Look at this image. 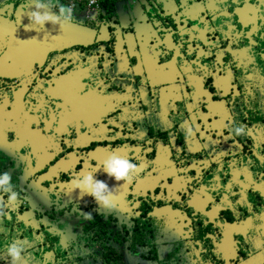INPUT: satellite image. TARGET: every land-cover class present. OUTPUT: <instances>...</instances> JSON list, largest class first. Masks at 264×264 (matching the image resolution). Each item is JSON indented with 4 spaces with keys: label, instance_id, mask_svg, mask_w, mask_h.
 I'll list each match as a JSON object with an SVG mask.
<instances>
[{
    "label": "flooded vegetation",
    "instance_id": "af4514ba",
    "mask_svg": "<svg viewBox=\"0 0 264 264\" xmlns=\"http://www.w3.org/2000/svg\"><path fill=\"white\" fill-rule=\"evenodd\" d=\"M25 1L0 3V264L14 240L16 264H264V0H59L84 15L36 30ZM113 152L140 171L94 174L103 210L71 181Z\"/></svg>",
    "mask_w": 264,
    "mask_h": 264
},
{
    "label": "clouds",
    "instance_id": "9594fccd",
    "mask_svg": "<svg viewBox=\"0 0 264 264\" xmlns=\"http://www.w3.org/2000/svg\"><path fill=\"white\" fill-rule=\"evenodd\" d=\"M32 4L35 10L27 13L32 29L36 30L37 27L43 29L46 23L59 24L60 28H62L64 25L74 22L75 5H65L59 3V0H32ZM54 6L58 9L55 14L51 11ZM185 132L188 136L194 134L191 126L187 127ZM229 132L233 137H242L246 135L247 126L243 124L237 125L233 121ZM99 169H102L109 178H114L117 182L123 181V184L131 183L138 175L140 169L130 159L118 156L113 152L101 161L98 167L75 177L71 181V190H79L81 198L85 195L92 197L99 209H116L118 206L116 194L109 188L106 182L98 180L94 176ZM11 179V175L8 172L0 173V194L8 195L7 203L0 199V217L5 215L3 209L8 204H14L19 199V193L13 190L14 186L11 183ZM83 215L86 219L91 218V214L86 213ZM3 251L10 258L11 264H16L24 252L23 242L17 243L14 240L6 243Z\"/></svg>",
    "mask_w": 264,
    "mask_h": 264
},
{
    "label": "rangeland",
    "instance_id": "374dc122",
    "mask_svg": "<svg viewBox=\"0 0 264 264\" xmlns=\"http://www.w3.org/2000/svg\"><path fill=\"white\" fill-rule=\"evenodd\" d=\"M2 3V2H1ZM85 6L83 5H80L79 3H77V5L74 7V14L77 15V16H83L84 15V10H85ZM13 229H11V233H9V235L11 237H16V235H18V233L21 231V233L24 231L25 232V229L24 228H19L17 230H14V227H12ZM20 233V234H21ZM25 234L27 235V233L25 232ZM29 237V235H27ZM5 264V263H4Z\"/></svg>",
    "mask_w": 264,
    "mask_h": 264
},
{
    "label": "water",
    "instance_id": "95a60500",
    "mask_svg": "<svg viewBox=\"0 0 264 264\" xmlns=\"http://www.w3.org/2000/svg\"><path fill=\"white\" fill-rule=\"evenodd\" d=\"M5 1H8V0H0V2H2V3L5 2ZM17 1H18V0H10L11 3H16ZM24 1H25V0H24ZM26 1H27L28 3H32V0H26ZM26 1H25V2H26ZM96 1L99 2L100 0H96ZM121 1L123 2V1H125V0H121ZM27 2H26V3H27ZM46 24H49V23H46ZM68 25H70V24H66V25H64L63 27H65L66 29H68V27H69ZM86 34H87V31H85V35H86Z\"/></svg>",
    "mask_w": 264,
    "mask_h": 264
},
{
    "label": "built area",
    "instance_id": "2783aa9c",
    "mask_svg": "<svg viewBox=\"0 0 264 264\" xmlns=\"http://www.w3.org/2000/svg\"><path fill=\"white\" fill-rule=\"evenodd\" d=\"M69 2H79L80 0H68ZM96 0H94V2H93V0H85V6L86 7H90V6H92L94 3H96L95 2Z\"/></svg>",
    "mask_w": 264,
    "mask_h": 264
},
{
    "label": "crops",
    "instance_id": "0c3cea01",
    "mask_svg": "<svg viewBox=\"0 0 264 264\" xmlns=\"http://www.w3.org/2000/svg\"><path fill=\"white\" fill-rule=\"evenodd\" d=\"M1 3V2H0Z\"/></svg>",
    "mask_w": 264,
    "mask_h": 264
}]
</instances>
